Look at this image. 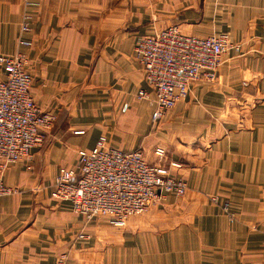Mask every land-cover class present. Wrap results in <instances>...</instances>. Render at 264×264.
<instances>
[{"label": "crops", "instance_id": "crops-1", "mask_svg": "<svg viewBox=\"0 0 264 264\" xmlns=\"http://www.w3.org/2000/svg\"><path fill=\"white\" fill-rule=\"evenodd\" d=\"M22 15L29 30L19 33ZM170 25L225 33L239 51L152 121L135 97L153 92L133 46ZM16 52L27 56L34 101L55 118L29 159L1 174L15 191L0 196V264H52L62 252L65 264H264V0H0V53ZM100 134L149 160L164 147L184 193L123 226L53 198L58 168L75 166L76 150Z\"/></svg>", "mask_w": 264, "mask_h": 264}, {"label": "built area", "instance_id": "built-area-1", "mask_svg": "<svg viewBox=\"0 0 264 264\" xmlns=\"http://www.w3.org/2000/svg\"><path fill=\"white\" fill-rule=\"evenodd\" d=\"M29 30L28 16L22 15L19 33ZM18 45L30 41L17 38ZM239 51V44L227 34L195 36L182 33L170 25L152 35L138 37L133 46L142 78L153 92H136L152 106V121L160 117L188 92L196 80L212 82L224 53ZM0 196L15 191L1 178L3 170L19 159L28 160L29 149L39 146L51 128L55 115L41 108L29 92L31 75L24 52L0 53ZM153 159H147L140 148L119 149L100 134L88 149L76 150L75 166H60L54 176L50 195L66 200L71 209L86 219L102 216L112 226H123L131 215L141 214L167 193L181 195L186 183L169 173L163 165L165 149L152 148ZM175 164L174 162H169ZM221 209L227 211V202ZM77 237H85L82 231ZM66 254H58L52 264H65Z\"/></svg>", "mask_w": 264, "mask_h": 264}, {"label": "rangeland", "instance_id": "rangeland-1", "mask_svg": "<svg viewBox=\"0 0 264 264\" xmlns=\"http://www.w3.org/2000/svg\"><path fill=\"white\" fill-rule=\"evenodd\" d=\"M135 97H136V95H135ZM137 98V97H136Z\"/></svg>", "mask_w": 264, "mask_h": 264}]
</instances>
